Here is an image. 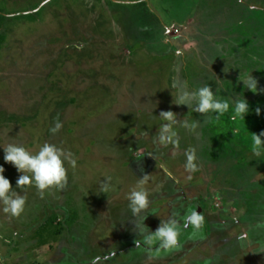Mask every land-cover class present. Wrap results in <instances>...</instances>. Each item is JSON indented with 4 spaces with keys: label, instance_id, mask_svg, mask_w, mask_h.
<instances>
[{
    "label": "rangeland",
    "instance_id": "1",
    "mask_svg": "<svg viewBox=\"0 0 264 264\" xmlns=\"http://www.w3.org/2000/svg\"><path fill=\"white\" fill-rule=\"evenodd\" d=\"M251 73L259 92L240 81ZM203 85L246 99V119L173 103L179 87ZM163 111L197 123L196 132L177 127L178 146L156 143ZM261 132L264 0H0V166L26 199L19 217L0 203V264H264V155L252 151ZM9 143L71 153L68 185L43 198L17 188ZM144 175L151 203L138 224L147 216L154 232L193 209L204 216L195 236L182 228L172 251L136 246L127 196ZM106 177L108 194L99 191Z\"/></svg>",
    "mask_w": 264,
    "mask_h": 264
},
{
    "label": "clouds",
    "instance_id": "2",
    "mask_svg": "<svg viewBox=\"0 0 264 264\" xmlns=\"http://www.w3.org/2000/svg\"><path fill=\"white\" fill-rule=\"evenodd\" d=\"M244 87L256 93L261 91L258 88V80L252 75L240 79ZM172 87H178L173 83ZM174 104L187 106L190 110L201 115L209 116L214 114L219 119L225 114H230V118L235 121L245 118L249 114V104L246 99H221L218 92H214L210 85H203L189 90L186 87H179L177 96L174 97ZM256 114L260 115V109L257 108ZM159 118L166 121L158 132L154 135L155 142L167 147L168 145L178 146L180 139L175 130L177 127L183 128L189 132H196L197 123L189 120H180L177 114L172 111H163ZM205 123L208 120L204 121ZM63 127L62 123L57 121L51 129L55 134ZM147 133V132H146ZM4 150V161L13 165L19 173H22L16 181L17 188L23 189L25 186H34L43 198L44 193L57 188L63 190L68 185V173L66 165L72 168L77 167V160L71 153L54 144L45 143L35 154L31 153L24 146L15 143H9ZM252 151L257 157L264 155V132L252 135ZM185 169L189 173L198 171V157L195 150L185 152ZM142 171V170H141ZM5 168L0 166V203L3 204V212L12 217H19L25 210L26 199L14 191L12 182L4 175ZM149 175H144L140 179L141 183L133 187L127 196L128 207L133 217H136V230L140 239L136 240V246L139 247V240L145 246H151L158 243L159 247L166 251H172L180 246V236L183 229L189 227L193 229V235L201 231L204 225V216L197 209H193L184 215L183 221L175 218L162 221L159 227L153 232L144 223L147 216L143 218V226L137 223V220L147 212L150 206L149 192L143 187V183L148 180ZM190 178V177H189ZM112 189V180L106 177V182L99 185V191L108 194ZM182 226V227H181ZM147 228L148 231H144ZM109 257H105L107 259ZM101 258L97 257L91 261V264H99Z\"/></svg>",
    "mask_w": 264,
    "mask_h": 264
}]
</instances>
